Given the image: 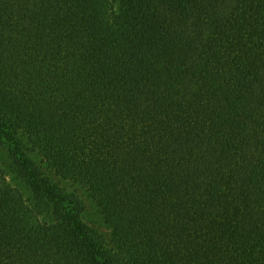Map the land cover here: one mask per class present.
Segmentation results:
<instances>
[{"label":"trees","instance_id":"1","mask_svg":"<svg viewBox=\"0 0 264 264\" xmlns=\"http://www.w3.org/2000/svg\"><path fill=\"white\" fill-rule=\"evenodd\" d=\"M0 264H264V0H0Z\"/></svg>","mask_w":264,"mask_h":264},{"label":"rangeland","instance_id":"2","mask_svg":"<svg viewBox=\"0 0 264 264\" xmlns=\"http://www.w3.org/2000/svg\"><path fill=\"white\" fill-rule=\"evenodd\" d=\"M9 181L19 187L23 193L24 197L28 200H32V194L28 188V186L21 181L18 177H16L13 173L8 175ZM61 184L66 186L69 191L76 192L80 195L81 198H83L86 209H85V220L90 223L92 226L97 228L101 233H103L107 239L110 238L111 230L110 228L105 224L104 219L102 217V214L100 213L96 203L92 199V197L89 195L88 191L80 186L78 183H74L68 180H61Z\"/></svg>","mask_w":264,"mask_h":264}]
</instances>
